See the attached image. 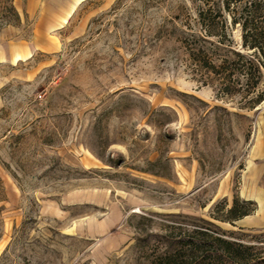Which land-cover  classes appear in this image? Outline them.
Returning a JSON list of instances; mask_svg holds the SVG:
<instances>
[{
	"label": "rangeland",
	"instance_id": "obj_1",
	"mask_svg": "<svg viewBox=\"0 0 264 264\" xmlns=\"http://www.w3.org/2000/svg\"><path fill=\"white\" fill-rule=\"evenodd\" d=\"M3 1L0 264H141L138 241L187 218L264 246V101L189 57L200 0H11L14 26ZM234 200L252 213L212 219Z\"/></svg>",
	"mask_w": 264,
	"mask_h": 264
},
{
	"label": "trees",
	"instance_id": "obj_2",
	"mask_svg": "<svg viewBox=\"0 0 264 264\" xmlns=\"http://www.w3.org/2000/svg\"><path fill=\"white\" fill-rule=\"evenodd\" d=\"M3 26H14L20 15L11 0L2 2ZM200 36L189 35L184 47L201 69L213 74L217 92L239 95L251 109L264 101V0H200L196 9ZM240 31L239 49L231 31ZM215 41L207 46V39ZM14 137V136H12ZM19 136H15L18 139ZM0 164L5 167L0 160ZM252 202L234 200L224 217L212 219L232 224L252 213ZM142 220L148 221L146 218ZM179 226L138 241L145 254L141 264H264V246L246 241L245 234L227 233L213 222L187 218Z\"/></svg>",
	"mask_w": 264,
	"mask_h": 264
},
{
	"label": "crops",
	"instance_id": "obj_3",
	"mask_svg": "<svg viewBox=\"0 0 264 264\" xmlns=\"http://www.w3.org/2000/svg\"><path fill=\"white\" fill-rule=\"evenodd\" d=\"M34 0H30V3L28 2L27 3V6H28V8L26 9V11H27V13H34V11H35V9L36 8H34V6H33V2ZM85 0H72V2H74V3H70V7H71V5H72V7H71V9L70 8H68L69 9V12H70V16L74 13L73 11H75L76 10V7L77 6H79L80 5V3H82V2H84ZM14 5H16L15 4V2H14ZM17 6V5H16ZM76 6V7H75ZM68 9L66 10V11H64L65 13H60V11H52L51 13H50V22H52V24H55L56 25V27L54 26L53 28H57L58 26H60V25H62V27H63V25H65V24H62V22L63 23H65L66 21H64V19L65 18H62L67 12H68ZM75 9V10H74ZM44 12H46V11H44ZM69 16V17H70ZM60 24V25H59ZM9 28V30H12V31H15V29L13 28V27H8ZM0 46H2V44L0 45ZM15 46V48H16V51H15V53L13 54V56L14 57H16L17 56V58L15 59V61L17 62V61H21L22 59V57L24 56V54L26 53V47L25 46H23L22 44L20 45V43H17V44H15L14 45ZM32 54V53H31ZM31 54H28L27 56L28 57H30V55ZM8 56V55H7ZM6 56L4 55V53L2 52V51H0V58H2V60L1 61H3V58H5Z\"/></svg>",
	"mask_w": 264,
	"mask_h": 264
},
{
	"label": "bare ground",
	"instance_id": "obj_4",
	"mask_svg": "<svg viewBox=\"0 0 264 264\" xmlns=\"http://www.w3.org/2000/svg\"><path fill=\"white\" fill-rule=\"evenodd\" d=\"M65 21H66V19H65Z\"/></svg>",
	"mask_w": 264,
	"mask_h": 264
}]
</instances>
